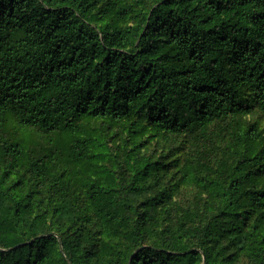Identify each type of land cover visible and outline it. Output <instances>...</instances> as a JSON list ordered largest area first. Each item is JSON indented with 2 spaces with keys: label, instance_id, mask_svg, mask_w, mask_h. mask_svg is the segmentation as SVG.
Listing matches in <instances>:
<instances>
[{
  "label": "trees",
  "instance_id": "obj_1",
  "mask_svg": "<svg viewBox=\"0 0 264 264\" xmlns=\"http://www.w3.org/2000/svg\"><path fill=\"white\" fill-rule=\"evenodd\" d=\"M258 115L264 0H0V264H264Z\"/></svg>",
  "mask_w": 264,
  "mask_h": 264
},
{
  "label": "rangeland",
  "instance_id": "obj_2",
  "mask_svg": "<svg viewBox=\"0 0 264 264\" xmlns=\"http://www.w3.org/2000/svg\"><path fill=\"white\" fill-rule=\"evenodd\" d=\"M256 119L258 120V123H259V126H260V129H262L264 131V117L262 116H256ZM21 134H19L20 136ZM26 138V139H25ZM22 142L23 144L26 145V147L29 148V150L31 152H38L40 149H41V145L39 142H34V141H31L30 138H27V137H22ZM160 149H163V145H157ZM156 147V144H153L152 146V150L153 148ZM159 154L161 153V151L158 152ZM180 198L184 199L186 202L189 203L190 199L192 198V195H191V192L189 190H184L183 192V195L180 196ZM63 220V219H62ZM65 221V220H64ZM51 223V227L52 229H55L57 225L55 224H63L64 222L61 221L60 219H58L57 221L55 222H50ZM241 264H249L246 260L242 261Z\"/></svg>",
  "mask_w": 264,
  "mask_h": 264
}]
</instances>
